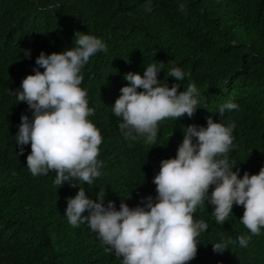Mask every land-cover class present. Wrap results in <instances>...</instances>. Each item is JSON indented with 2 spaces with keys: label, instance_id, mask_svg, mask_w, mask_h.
Listing matches in <instances>:
<instances>
[{
  "label": "trees",
  "instance_id": "trees-1",
  "mask_svg": "<svg viewBox=\"0 0 264 264\" xmlns=\"http://www.w3.org/2000/svg\"><path fill=\"white\" fill-rule=\"evenodd\" d=\"M77 32L101 38L107 51L81 69V87L95 110L88 119L103 136L101 175L92 186L73 179L72 187L56 185L54 171L33 176L28 169L31 144L19 145L16 135L21 116H34L17 93L41 52L74 47ZM152 63L163 64L158 79L169 87L179 83L184 91L194 83L199 100L192 117L159 123L155 145L142 136L125 139L112 109L130 83L125 74L143 75ZM171 67L185 79L167 76ZM229 100L238 108L221 116L219 107ZM209 116L226 126L235 122L229 164L241 178L257 174L264 167V0H0V264H122L87 223L69 224L68 198L83 187L94 200L104 189L105 206L114 201L117 210L122 202L144 206L149 196L155 202L161 161L177 155L187 126L206 127ZM213 211L205 201L194 214L208 228L189 264H264V228L251 235L241 223L243 206L234 204L223 225ZM221 233L237 243L214 252ZM241 235L250 237L247 247L239 246Z\"/></svg>",
  "mask_w": 264,
  "mask_h": 264
},
{
  "label": "clouds",
  "instance_id": "clouds-1",
  "mask_svg": "<svg viewBox=\"0 0 264 264\" xmlns=\"http://www.w3.org/2000/svg\"><path fill=\"white\" fill-rule=\"evenodd\" d=\"M179 7L184 9L183 4ZM101 51H107L101 38L77 32L74 47L50 55L42 51L34 74L23 79L17 99L28 104L34 120L21 116L16 141L21 146L31 144L27 167L33 176L54 171L56 185L70 181L76 187L73 179L92 186L101 175L102 161L98 157L103 136L88 119L95 110L89 107L87 90L81 87V69ZM161 69L163 64L158 67L152 63L143 75L125 74L130 83L121 88L122 94L112 107L122 121L118 127L125 139L142 136L146 144L155 145L160 122L192 117L199 106L194 83L178 91L179 83L169 87L160 82ZM185 75L179 67L167 71V76L181 81ZM237 108L229 100L219 107V112L223 116L225 111ZM234 128L235 122L226 126L211 116L206 127L187 126L177 155L163 159L154 177L155 202L149 196L144 206L132 208L122 202L117 210L114 201L105 206L104 189L100 188L99 199L94 200L80 187L74 197L68 198L65 215L69 224L78 227L87 223L102 245L108 246L106 252L114 250L118 258H123L122 264H189L197 255L198 237L208 228L203 220L194 219L205 201L214 205L213 215L221 225L233 213L234 204L243 206L241 223L251 235H260L264 228V167L257 174L245 172L242 178L239 169L233 170L228 153ZM23 151L21 147V154ZM86 211L88 215H84ZM220 236V242L213 244L214 252L223 253L237 243L223 233ZM249 239L239 236V246L247 247Z\"/></svg>",
  "mask_w": 264,
  "mask_h": 264
}]
</instances>
